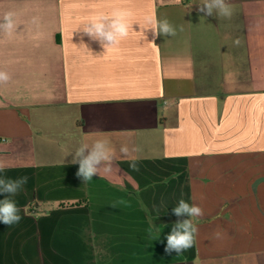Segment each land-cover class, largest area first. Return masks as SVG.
<instances>
[{
  "label": "crops",
  "instance_id": "obj_1",
  "mask_svg": "<svg viewBox=\"0 0 264 264\" xmlns=\"http://www.w3.org/2000/svg\"><path fill=\"white\" fill-rule=\"evenodd\" d=\"M225 2L230 18L205 0H0L18 25L0 33V177H28L0 264H264V0ZM120 9L118 46L83 36ZM149 17L176 34L153 41ZM97 139L119 159L84 183L73 156ZM180 199L205 214L168 254Z\"/></svg>",
  "mask_w": 264,
  "mask_h": 264
},
{
  "label": "clouds",
  "instance_id": "obj_2",
  "mask_svg": "<svg viewBox=\"0 0 264 264\" xmlns=\"http://www.w3.org/2000/svg\"><path fill=\"white\" fill-rule=\"evenodd\" d=\"M198 12L203 13L205 16H212L215 13L230 18L232 15V9L225 0H205V3L198 5ZM131 15V12L124 9L113 11L110 15L100 13L82 27L83 36L98 43L102 49L107 50L118 46L122 40L129 36L130 30H132L134 23L130 20ZM15 16L16 14L13 11H7L0 17V33L10 35L16 31L18 25ZM146 22L149 25H154V27L148 28L152 30L153 41L161 35L174 36L176 34L175 28L167 19L156 21L149 17ZM32 23H38L37 18L33 17ZM236 43L239 44V40ZM9 79L8 73L0 71V84L6 83ZM136 150L135 147L130 149L128 145H123L120 148V154L126 157L130 152ZM118 159L116 151L107 140L97 139L91 144H82L76 150L72 163L79 165L76 176L87 183L95 175H100L102 171L110 173L112 166ZM130 167L133 170H139L135 162L130 163ZM3 170L4 166L0 165V172ZM27 182V176L16 179L0 177V194H5V198L0 200V222L3 224L12 226L22 219L19 214L20 208L11 197L21 191ZM113 207H115V204ZM172 211L178 218L189 217V219H178L174 223L170 234L166 236L165 252L168 254L175 252L179 255L194 246L198 235V227L193 223V220L202 217L205 211L200 204L189 203L184 199H180ZM149 231L151 232V229Z\"/></svg>",
  "mask_w": 264,
  "mask_h": 264
},
{
  "label": "trees",
  "instance_id": "obj_3",
  "mask_svg": "<svg viewBox=\"0 0 264 264\" xmlns=\"http://www.w3.org/2000/svg\"><path fill=\"white\" fill-rule=\"evenodd\" d=\"M178 218H163L160 220H156L155 224H159V223H166V222H171V221H176Z\"/></svg>",
  "mask_w": 264,
  "mask_h": 264
}]
</instances>
